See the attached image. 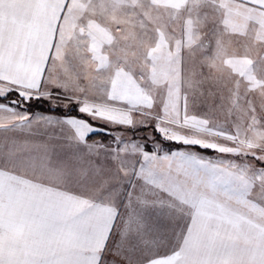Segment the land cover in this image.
<instances>
[{"label": "snow or ice", "instance_id": "snow-or-ice-1", "mask_svg": "<svg viewBox=\"0 0 264 264\" xmlns=\"http://www.w3.org/2000/svg\"><path fill=\"white\" fill-rule=\"evenodd\" d=\"M0 264H264V0H0Z\"/></svg>", "mask_w": 264, "mask_h": 264}]
</instances>
